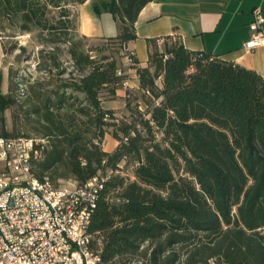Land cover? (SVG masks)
<instances>
[{"label": "trees", "instance_id": "obj_1", "mask_svg": "<svg viewBox=\"0 0 264 264\" xmlns=\"http://www.w3.org/2000/svg\"><path fill=\"white\" fill-rule=\"evenodd\" d=\"M150 1L93 3L119 27L101 39L129 56L138 76L140 96L127 92L129 118H119L104 101L127 75L106 48L96 57L83 48L77 6L85 0H0L2 40L34 34L37 68L49 79L66 73V43L77 71L54 83L26 81L29 111L46 126L31 171L55 186L60 178L82 185L105 177L88 225L101 263L148 241L151 264H264V78L190 50L177 35L147 38L148 60L139 66L125 45L137 38V15ZM13 103L0 94L2 110ZM107 132L117 140L112 151L102 146ZM128 165L133 179L121 173Z\"/></svg>", "mask_w": 264, "mask_h": 264}, {"label": "built area", "instance_id": "obj_2", "mask_svg": "<svg viewBox=\"0 0 264 264\" xmlns=\"http://www.w3.org/2000/svg\"><path fill=\"white\" fill-rule=\"evenodd\" d=\"M253 15L247 50L264 45V19L257 9ZM123 86L129 87L128 79ZM45 144L43 138L0 136V160L10 171L0 176V264H101L88 225L105 177L72 187L39 180L31 161L41 157Z\"/></svg>", "mask_w": 264, "mask_h": 264}, {"label": "crops", "instance_id": "obj_3", "mask_svg": "<svg viewBox=\"0 0 264 264\" xmlns=\"http://www.w3.org/2000/svg\"><path fill=\"white\" fill-rule=\"evenodd\" d=\"M95 1L85 0L77 6L78 32L95 39L116 36L117 21L109 12L96 13ZM256 9L264 19V0H152L139 11L135 22L137 38L128 41L125 49L134 54L139 66H144L148 60L147 38L177 35L190 50L236 62L264 78V45L244 48V42L253 33L250 23ZM260 29L264 33V20ZM121 62L126 68L124 73L132 78L127 76L129 87L138 90L135 68L126 55ZM129 87H118L114 96L125 97ZM121 105L125 106V98ZM104 106L116 110L106 101Z\"/></svg>", "mask_w": 264, "mask_h": 264}, {"label": "rangeland", "instance_id": "obj_4", "mask_svg": "<svg viewBox=\"0 0 264 264\" xmlns=\"http://www.w3.org/2000/svg\"><path fill=\"white\" fill-rule=\"evenodd\" d=\"M79 37L75 36L74 40H78ZM83 48L92 57L97 56L98 48H106V54H112L118 61L120 69L124 72L126 68L121 62L122 55L115 51L114 46L109 42L102 39H95L85 37L82 39ZM16 45V46H15ZM19 45L25 46V50L21 51ZM41 46L38 45L37 39L34 34L24 33L11 39L0 37V94L9 95L14 99V103L5 109L0 108V136L4 138H17V137H35L43 138V134L46 130L45 123L38 117L30 113V99L27 92V80H34L37 78L45 77L46 82H52V79H66L69 77H76L77 71L73 65L72 59L67 52V44H61V62L62 67L66 68V73L59 76L55 75L48 78L46 71H40L37 68V61L39 58L38 49ZM55 71L52 72L54 74ZM129 79L132 78L127 75ZM53 86V85H51ZM50 86V87H51ZM127 92L131 94L130 98L139 97L140 93L134 88H128ZM125 97L113 96L106 100L107 104L116 107V113L119 118H129V111L123 107ZM141 101V99H140ZM142 108L144 106L142 105ZM116 139L110 132L105 134L102 146L106 151H112L116 146ZM6 173L10 175L7 165L4 161L0 160V176ZM122 175L128 179H133V167L131 165L124 166L121 171ZM65 184L72 187L75 181L68 178H60L57 180V184ZM151 244L145 241L137 253L124 255L115 259L109 263L101 264H151L150 262ZM181 264V263H177Z\"/></svg>", "mask_w": 264, "mask_h": 264}]
</instances>
